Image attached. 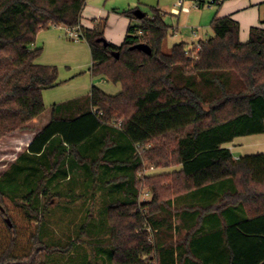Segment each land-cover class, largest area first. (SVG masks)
<instances>
[{"label":"trees","instance_id":"obj_1","mask_svg":"<svg viewBox=\"0 0 264 264\" xmlns=\"http://www.w3.org/2000/svg\"><path fill=\"white\" fill-rule=\"evenodd\" d=\"M87 1L0 0V141L30 130L45 112L44 92L59 86L57 67L37 63L42 31L80 27L92 75L122 88L110 96L93 87L88 97L54 106L49 124L0 176V264H36L42 252H67L43 242L49 206L62 197L93 199L100 189L112 264H147L142 256L152 251L158 264H264V153L236 160L226 147L264 134V16L246 44L238 22L216 15L213 37L165 52L171 27L159 9L142 18L138 8L122 11L131 24L116 46L106 41L103 20L82 26ZM227 1L200 0V8ZM142 44L151 55L133 50ZM144 160L181 170L140 179ZM65 184H82L84 193L63 192ZM142 190L151 200L140 201ZM199 193L210 203L187 209L197 221L184 245L148 246L147 228L175 227L170 218L179 211L167 208ZM229 211L240 214L204 230ZM132 240L137 247L127 246Z\"/></svg>","mask_w":264,"mask_h":264},{"label":"rangeland","instance_id":"obj_2","mask_svg":"<svg viewBox=\"0 0 264 264\" xmlns=\"http://www.w3.org/2000/svg\"><path fill=\"white\" fill-rule=\"evenodd\" d=\"M90 2L87 4L98 9H102L103 7L109 11V13L123 11L125 9L138 8L140 12L143 14L150 15L152 12V8L155 9H164V11H168L169 14L167 16V23L171 25L176 32L174 33L173 29L170 30L168 39L165 43L164 51L169 52L171 48L178 43H186L189 46H192L193 43L201 39L203 40V36L200 38L194 37L192 32L193 28L199 26L202 29L205 27L211 28L212 17L209 19V12L211 5H206L202 9H194L192 14L189 16L182 15L180 18L176 16H171L170 11L173 8V0H163L160 2L158 0H89ZM207 3L211 2V0H205ZM87 5V7H88ZM189 5V3H187ZM89 9H91L89 7ZM174 14L179 13V9H173ZM96 14V12L94 13ZM172 14V13H171ZM92 20V17H84ZM209 19V20H208ZM103 21L106 22L108 26V18L107 16L103 17ZM201 21L203 23H201ZM134 25L138 24V20L133 21ZM200 28V31L202 30ZM200 34V33H199ZM213 37V31L211 32ZM65 41L72 45L77 42H73L67 38ZM85 44V41H83ZM86 45V44H85ZM44 48V45H40L39 48ZM44 51L42 55L39 57H43ZM38 59V60H39ZM58 69V80L59 82H64L66 77V72L68 69L66 67ZM98 78V79H97ZM96 80H101L103 77H97ZM79 79V78H78ZM72 82V81H71ZM69 83V82H68ZM67 84L62 85L59 89H63L62 87ZM101 85L108 92L117 94L119 92L120 85L112 84L111 82L105 79V82L101 81ZM73 94V93H71ZM71 95L64 90L61 92V96L55 100H63L70 98ZM67 102V101H65ZM62 102V103H65ZM59 103V104H62ZM54 104L52 101L45 102V112L42 117L38 121H44L46 117L50 116L51 107ZM233 152L238 151L243 155H251L256 153H264V134L257 136H250L239 138L235 143L228 145ZM3 152L0 148V155ZM7 153H15V152H7ZM11 155V154H10ZM2 158V157H0ZM11 158V157H10ZM9 159L6 158L5 164ZM1 164V165H3ZM2 167V166H1ZM176 168V167H175ZM153 169V170H152ZM173 168L169 169H160L156 168L150 162L144 160L143 170L139 175L141 178H147L152 175L160 174L162 171H168L164 173H172ZM4 168H1L3 171ZM73 188V186H69L65 184V188L63 192H66V189ZM74 191L77 195L84 193V186L82 184H78L74 186ZM73 191V190H72ZM142 195L140 197V201H149L151 200V196L147 194L146 190H142ZM101 189L96 192V195L93 199H70L64 198L57 199L53 202L52 205L48 208V214L43 218V232L41 234L43 242L49 247H55V249H68L67 252H42L41 254H37L36 264L40 261H45V264H112L107 255L106 251L112 248V238L110 233V228L104 226V204L107 201V197L105 196ZM175 211V208L172 209L167 208V211ZM179 211V210H178ZM172 213V212H171ZM175 213V212H174ZM175 226L176 219L175 214L172 218H170ZM10 221V220H9ZM127 232L133 235L135 232H131L130 227H126ZM188 231H185L180 227H172L163 228L159 232H154L151 228H147V245L151 247L162 246L165 247H173L176 248L180 245H184ZM133 237V236H132ZM131 246L128 247H137V243L131 241ZM71 245H73L71 247ZM145 263L147 264H158V254L156 251H152L150 254H145L142 256Z\"/></svg>","mask_w":264,"mask_h":264},{"label":"crops","instance_id":"obj_3","mask_svg":"<svg viewBox=\"0 0 264 264\" xmlns=\"http://www.w3.org/2000/svg\"><path fill=\"white\" fill-rule=\"evenodd\" d=\"M138 1H143V0H138ZM158 1L163 2V0H158ZM87 2L89 3L90 1L88 0ZM173 2H174L173 8L170 11L171 16H176L180 18L182 15L189 16L192 14L194 9H192V11L188 14L185 13L174 14L172 12L173 9L176 8L179 9L178 4H180L181 2L184 3V5L191 7L192 5L191 1L173 0ZM187 3H189V5H187ZM87 5L83 12L82 26L91 29L94 26V24L92 23L93 20L100 21L103 20L104 16H107L108 26L106 24V28L104 32L105 39L107 42L111 44H114L116 46H121L125 40L131 21L125 16L120 14L122 11H117V12L113 11L112 13H109V11L106 10L105 7H103L102 9H98L90 5H88L87 7ZM89 7L91 9H89ZM197 9H202V8L199 7ZM160 11L164 14V20L166 24L170 26L171 30L173 29L175 33L177 28L175 30L171 25L167 23V16L169 15L167 13L168 11H164V9H161ZM95 12L96 14H94ZM208 12L210 13L209 19L212 17V20L216 15L218 17L231 16L240 25L241 43L246 44L250 39L251 29L255 27H259L261 25V21L264 16V0H231L224 2L219 6L217 4L211 5ZM84 17H92L91 18L92 20L88 22L89 19ZM201 23L203 22L201 21ZM200 28L199 26L193 28L192 34L194 37L197 38L203 36L202 37L203 40L199 39L196 42V44L193 43L192 45H197L200 41H205L212 37L211 28L209 27L208 28L205 27L203 29L201 28L202 29L201 31ZM262 28L264 29V25L262 26ZM65 38H67L65 35V28H61V27L52 28L47 31H42L37 37L36 48H39L41 44L44 45L45 48L43 50L44 51L43 57L37 60V63L42 66L60 67L61 69L66 67L68 71L66 72V77L64 82H61L63 80H61L60 82L58 80L59 83L58 87L50 90H46L44 92L43 95L44 102L47 103L48 101H52V103L54 104L51 107L52 109L50 116L46 117L45 120L42 122V121H38L42 117L41 115L33 123L30 124V130L16 133L0 141V148L1 151L3 152L0 155V157H2L0 158V176L8 169L10 165H12L20 157L21 154H23L28 150L35 136L46 125L49 124L52 118V110L54 106L60 105L59 103L65 101L69 102L79 98L88 97L93 87H97L101 89L110 96H115L119 94L122 90L120 86L121 89L119 90V92H117V94H114L104 89L103 86L101 85V81L105 82V78H102L101 80H96L97 77L93 76L92 73L90 72L92 67V57L88 44L85 42L86 44L85 45L83 44L84 42L81 41L76 43L79 45H72L66 42ZM64 84L67 85L63 86L62 87L63 89H59V87H61ZM63 90L69 93L71 97L63 100H55L61 96V92ZM237 140H235L233 143H235ZM226 147L231 150L236 160H238L240 157L245 156L238 151L233 152L228 145ZM7 152H15V153L12 154ZM7 157L9 158L7 159L8 161L5 164H3ZM1 168H4V170L1 171ZM180 170L181 167H176L173 168L171 172L180 171ZM164 172H168V171L165 170L162 171L161 173ZM211 192L217 193L216 190H212ZM208 196H209L208 194L206 197L204 193L203 194L199 193L198 195L185 196L179 198L178 200H174L172 203V208L174 207L175 209L179 210L177 214L175 213V219L177 224V226L175 227H180V229L183 228L185 231H188L192 225H195L197 221V215H195L193 212L188 211L187 209L190 207L204 206L205 204L210 203L209 200L210 198ZM234 214H240V213L238 211H229L227 213V220L219 216L216 218H210L206 223H204L202 227H204L205 231H209L210 228L212 227H221L224 221L226 222L234 221L235 220Z\"/></svg>","mask_w":264,"mask_h":264},{"label":"built area","instance_id":"obj_4","mask_svg":"<svg viewBox=\"0 0 264 264\" xmlns=\"http://www.w3.org/2000/svg\"><path fill=\"white\" fill-rule=\"evenodd\" d=\"M211 2H213V0H211ZM191 4H192L191 7L184 5V3H182V2L180 4H178L179 13L188 14V13H190L192 11V9L199 8L200 7V0H192L191 1ZM65 35H66V37L69 40H71L73 42H81V41H84L83 34L81 32V28L80 27H76V28H65Z\"/></svg>","mask_w":264,"mask_h":264},{"label":"water","instance_id":"obj_5","mask_svg":"<svg viewBox=\"0 0 264 264\" xmlns=\"http://www.w3.org/2000/svg\"><path fill=\"white\" fill-rule=\"evenodd\" d=\"M140 13L141 12L137 13L136 16L139 17V18H142L143 15H142V13L141 14ZM105 44H106V42H105ZM135 49L136 50H139V51H141V52H143V53H145L147 55H151L152 54V51H151L150 47L147 46V45H145V44H142V45H138L136 47H133V50H135ZM8 223H10V222L8 221Z\"/></svg>","mask_w":264,"mask_h":264}]
</instances>
